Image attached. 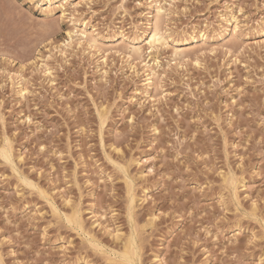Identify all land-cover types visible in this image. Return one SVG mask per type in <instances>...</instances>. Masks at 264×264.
Instances as JSON below:
<instances>
[{
    "label": "rangeland",
    "instance_id": "obj_1",
    "mask_svg": "<svg viewBox=\"0 0 264 264\" xmlns=\"http://www.w3.org/2000/svg\"><path fill=\"white\" fill-rule=\"evenodd\" d=\"M0 264H264V0H0Z\"/></svg>",
    "mask_w": 264,
    "mask_h": 264
},
{
    "label": "bare ground",
    "instance_id": "obj_2",
    "mask_svg": "<svg viewBox=\"0 0 264 264\" xmlns=\"http://www.w3.org/2000/svg\"><path fill=\"white\" fill-rule=\"evenodd\" d=\"M37 1V0H36ZM151 2V1H150ZM48 4H51V2L50 1H48ZM153 5V4H152ZM51 6V5H50ZM150 6V5H149ZM154 6V5H153ZM154 9L152 10V12L150 13V18H151V20H148V23H147V27L145 28V31H144V41H146V43H148L149 45H150V47H152V48H154V47H157V46H160V45H162V43L164 42V41H166V39H165V30H164V27H162L163 25H162V20H163V18L165 17V15H166V11L163 9V7H161V6H155V7H153ZM165 19V18H164ZM82 29V28H81ZM82 31V30H81ZM83 33H81V36H80V39L78 40V42H76L77 43V45H81L83 42H86L89 46H91V45H95V40H94V37H91L92 36V33L89 35L87 32H85V31H82ZM80 34V33H79ZM70 35V34H69ZM72 36V35H71ZM73 37H74V35H73ZM70 38V37H69ZM75 38H77V37H75ZM167 38V37H166ZM122 39V38H121ZM73 41V40H72ZM77 41V40H76ZM64 43H65V41H64ZM97 43V42H96ZM116 43V42H115ZM120 43V42H119ZM137 43H139V42H133L131 45H130V47H128V55H127V58L128 59H130V60H134V61H136L138 64H141L142 65V68L144 69V73H145V80H143V81H150V79H151V74H150V71H149V67H148V65H147V62L145 61V60H143V59H141L142 58V56H141V53H140V48L138 47V45L136 46V44ZM196 43V42H195ZM201 43L202 42H200L199 43V45H201ZM63 44V43H62ZM74 44V43H73ZM164 44V43H163ZM119 45V44H118ZM128 45V44H127ZM165 45V44H164ZM163 45V46H164ZM195 45V44H194ZM203 45V44H202ZM95 47H96V45H95ZM94 47V48H95ZM187 47V46H186ZM198 46H192V47H189V49H192V48H197ZM200 47V46H199ZM204 47V46H203ZM92 48V47H91ZM56 49V48H55ZM65 49V48H64ZM184 49V48H183ZM183 49H179V48H174L173 49V52H174V56H176V57H182V54H183V52L185 53V51H186V49H184V51H183ZM188 49V48H187ZM188 49V50H189ZM52 50V49H51ZM124 50H125V48H124ZM198 50V49H197ZM50 51V50H49ZM59 51V50H58ZM57 51V52H58ZM118 51V50H117ZM61 52V51H60ZM59 52V53H60ZM191 52V51H190ZM52 53V52H51ZM61 54V53H60ZM186 54H188L187 52H186ZM185 54V55H186ZM126 55V54H125ZM62 56V55H61ZM173 56V57H174ZM48 57H50V56H48ZM134 57V58H133ZM183 58L184 57H182V60H183ZM175 60H177V58L175 59ZM134 64V63H133ZM136 64V63H135ZM45 65V64H44ZM43 65V66H44ZM43 68H45L44 69V71H42V72H44V74L45 75H51L50 73L52 72L51 71V69L49 70L46 66L45 67H43ZM42 68V69H43ZM51 71V72H50ZM8 73V72H7ZM7 77V76H6ZM20 76H18L17 74H15V76L13 75H11L10 74V72H9V75H8V80H10L13 84L12 85H15L16 87L15 88H17V90H16V94L17 95H19L20 97L22 96V94L23 93H25V91H26V89L23 87V85H22V82L23 81H21V79L19 78ZM50 77V76H49ZM155 80V79H154ZM14 87V86H13ZM16 155V154H15ZM15 157V156H14ZM18 160V159H17ZM136 203V202H135ZM114 238H116V237H114ZM117 240V239H116ZM134 242H135V240H134ZM136 244V243H135ZM129 245H131V244H129ZM137 245V244H136ZM136 248H137V246H136ZM132 249V248H131ZM125 250V249H124ZM123 250V251H124ZM138 250V249H137ZM127 251V250H126ZM125 252V251H124ZM128 252V251H127ZM137 257V256H136ZM125 261V260H124ZM139 262V261H138Z\"/></svg>",
    "mask_w": 264,
    "mask_h": 264
},
{
    "label": "snow or ice",
    "instance_id": "obj_3",
    "mask_svg": "<svg viewBox=\"0 0 264 264\" xmlns=\"http://www.w3.org/2000/svg\"><path fill=\"white\" fill-rule=\"evenodd\" d=\"M38 6V5H37Z\"/></svg>",
    "mask_w": 264,
    "mask_h": 264
}]
</instances>
